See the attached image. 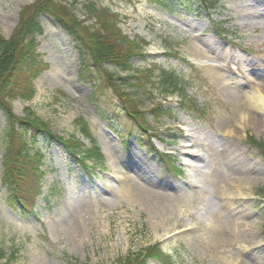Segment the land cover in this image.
Segmentation results:
<instances>
[{"label":"rangeland","instance_id":"1","mask_svg":"<svg viewBox=\"0 0 264 264\" xmlns=\"http://www.w3.org/2000/svg\"><path fill=\"white\" fill-rule=\"evenodd\" d=\"M36 1L0 0L5 38L22 8ZM216 1L207 12L199 0L171 9L152 0H66L82 21L92 6L118 15L123 35L140 40L141 56L132 66L154 71L153 81L160 69L175 72L188 83L184 97L148 83L131 87L133 72L108 65L82 76L73 35L63 21L41 16L38 52L49 67L32 100L12 101L18 117L49 125L55 136L42 134L28 146L32 157L40 156L43 175L32 214L3 185L10 131L0 110V246L17 253L12 264H119L157 244L173 264H264V159L248 141H264V113L252 105L254 94L264 97V0ZM128 99L147 132L124 110ZM80 118L102 152L96 166L62 143L75 138L92 146L77 129ZM232 149L238 169L230 163ZM195 162L202 174L192 168ZM221 191L247 239L228 236V224L219 219L226 201ZM207 225L227 233L225 241L207 238ZM195 227L200 231L176 236L177 229Z\"/></svg>","mask_w":264,"mask_h":264},{"label":"trees","instance_id":"2","mask_svg":"<svg viewBox=\"0 0 264 264\" xmlns=\"http://www.w3.org/2000/svg\"><path fill=\"white\" fill-rule=\"evenodd\" d=\"M77 0H71L76 3ZM157 5L170 8L172 4L187 5L193 0H152ZM207 12L216 8V0H199ZM66 0H37L31 5L22 8L19 14L18 25L9 39L0 33V110L8 116L10 143L4 160L3 185L11 193V200L17 201L22 208L32 214V207L36 198L41 195L39 186L41 173V158L39 155L31 156L28 146L36 143L42 134L55 138L49 125L34 120L18 117L13 110L12 101H30L36 94L35 82L48 69L49 65L40 60L38 36L44 30L40 23L42 15L47 14L64 22L65 27L73 35L80 52L82 61V76L93 74V71L103 70L104 65L115 68V71L132 73L129 75L135 83L131 87L144 88L148 83L155 89L167 95L186 93L188 83L179 78L175 72L159 70V75L153 81V73L138 71L132 66V58L141 56L140 40L130 41L120 28L119 16L109 9H97L95 6L87 8L88 16L79 20L69 9ZM171 9V8H170ZM69 16L68 19H66ZM94 20L95 25H85L86 20ZM225 36V35H224ZM227 38V37H225ZM145 43V41H141ZM113 81L114 75L105 71ZM152 74V75H151ZM119 81L124 78L119 77ZM115 89L117 87L115 86ZM125 98V96H123ZM124 110L138 124L139 128L147 132L148 129L138 119L134 103L128 99L122 102ZM131 108V109H130ZM159 108L155 109L158 110ZM162 111V110H161ZM158 112V111H157ZM160 114V111H159ZM81 135L91 141L92 146L87 148L84 143L75 138L62 140L68 151L80 159L93 160L94 166L102 159V152L94 139L90 126L83 118L76 122ZM250 145L255 147L264 159V141L255 138L248 139ZM165 160L167 159L164 157ZM167 161V160H166ZM172 165V164H171ZM172 167V166H171ZM171 169L175 170V167ZM17 253L10 254L0 246V264H12ZM156 260L162 264H173L172 257L164 253L160 245L148 247L137 255H129L119 264H146L148 260Z\"/></svg>","mask_w":264,"mask_h":264},{"label":"bare ground","instance_id":"3","mask_svg":"<svg viewBox=\"0 0 264 264\" xmlns=\"http://www.w3.org/2000/svg\"><path fill=\"white\" fill-rule=\"evenodd\" d=\"M251 102V101H250ZM251 104V103H250ZM252 105H254V107L256 108V110L258 111H262L264 113V97L262 96H259L257 94H254L253 97H252ZM258 108V109H257ZM253 111V110H252ZM234 151V152H232ZM193 154L197 153L195 151L192 152ZM231 160H230V163L232 166H234L235 169H238V166L240 164V158L238 156V152L234 149L231 150ZM192 168L194 170H196V172H198L199 174L201 173L202 174V165H201V162H195V163H192L191 164ZM126 184V189H125V193L128 197H133L134 196V189L133 187L130 186V183L129 182H125ZM223 188V187H222ZM221 188V189H222ZM224 189V188H223ZM241 190H243V187L239 188ZM222 192V197L224 199H226V201L224 202V212H222L220 215H219V219H221L222 221H225L227 224H228V228H229V232L228 233V236H233V237H241V238H244V239H247L248 238V235H250L249 231H246L243 227L240 226V224L238 223V221L235 220V218L233 217V210L232 208H230V205H232L233 202L231 201H228V199H231L229 198V195L227 196V193H225L224 191H221ZM224 192V193H223ZM233 198V196H232ZM200 227H195V228H192L191 230H186L183 232V230L181 229H177L179 230V232H176V236L181 234L182 233H185V232H192V233H196L198 231H200ZM205 229L207 231V233H205V235L207 236V238L211 239V240H218L219 243L220 242H224L225 239H224V236H227V233H224V231H222L223 235L220 236V235H217L216 232L214 231L215 228L212 227L211 225H207L205 226ZM205 231V230H203ZM227 231V230H226ZM175 236V235H174ZM240 239V238H239Z\"/></svg>","mask_w":264,"mask_h":264}]
</instances>
